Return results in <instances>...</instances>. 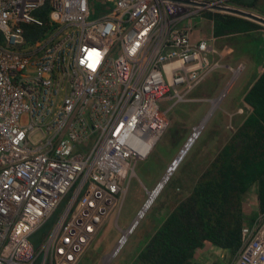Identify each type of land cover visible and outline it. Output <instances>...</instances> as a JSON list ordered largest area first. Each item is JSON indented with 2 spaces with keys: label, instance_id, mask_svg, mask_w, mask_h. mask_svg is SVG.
I'll return each mask as SVG.
<instances>
[{
  "label": "built area",
  "instance_id": "2783aa9c",
  "mask_svg": "<svg viewBox=\"0 0 264 264\" xmlns=\"http://www.w3.org/2000/svg\"><path fill=\"white\" fill-rule=\"evenodd\" d=\"M46 4L49 29L27 42L24 26H42L36 12ZM204 10L168 0H0V264L81 263L168 127L159 103L185 101L221 65L183 24ZM229 264H264V215L242 227Z\"/></svg>",
  "mask_w": 264,
  "mask_h": 264
},
{
  "label": "rangeland",
  "instance_id": "374dc122",
  "mask_svg": "<svg viewBox=\"0 0 264 264\" xmlns=\"http://www.w3.org/2000/svg\"><path fill=\"white\" fill-rule=\"evenodd\" d=\"M222 4L226 5L225 2ZM260 4L264 15V0H261ZM183 24L191 25L192 41L207 40L222 57L221 65L213 69L191 93V96L200 98H218L212 102L213 108H216L205 122H201L202 127L199 125L198 128H192L190 135L194 134V139L185 150L183 148L186 145L184 144L186 130L199 118L201 111L190 109L196 107V104L178 103L172 107L168 113L171 120L170 128L149 156L139 160L135 165V175L125 184L126 191L120 207H116L108 216L83 255L80 264L132 263L135 254L145 246L168 213L189 195L201 173L221 148V139L232 131L231 116H234L233 120L237 119L235 111L241 105L242 94L258 76L259 67L264 66V36L261 33L252 34L254 40L247 46H236L233 53L231 52V57L236 60L233 63L228 59V47L223 45L220 47L213 38L211 23L203 14L190 17L184 20ZM252 47H257V50L251 51ZM240 59L245 67L234 75L231 69L237 68L236 63ZM169 106L171 103H159L161 111L168 110ZM173 159H178L177 164L167 172ZM155 189L157 192L153 191ZM151 191L153 192L149 199ZM253 198V195H249L248 203L253 201ZM63 205L64 203L32 236L31 240L34 244L46 238L54 227ZM251 207L252 205L249 204L248 209L251 210ZM130 226H133L131 233L123 239V231ZM210 254L208 259L218 255L213 249Z\"/></svg>",
  "mask_w": 264,
  "mask_h": 264
},
{
  "label": "trees",
  "instance_id": "16d2710c",
  "mask_svg": "<svg viewBox=\"0 0 264 264\" xmlns=\"http://www.w3.org/2000/svg\"><path fill=\"white\" fill-rule=\"evenodd\" d=\"M215 1V0H209ZM261 0H225L235 8L261 12ZM46 4L36 12L42 26L25 25V38L32 42L49 29ZM212 36L223 46H247L261 25L234 15L204 10ZM264 16V15H263ZM221 47V45H220ZM257 50L252 47L251 51ZM249 111L228 136L189 195L178 202L149 237L131 264H229L241 245V230L264 215V66L244 93ZM249 194L256 205L248 209ZM206 248L220 250L222 257L202 260ZM200 255V254H199Z\"/></svg>",
  "mask_w": 264,
  "mask_h": 264
},
{
  "label": "crops",
  "instance_id": "0c3cea01",
  "mask_svg": "<svg viewBox=\"0 0 264 264\" xmlns=\"http://www.w3.org/2000/svg\"><path fill=\"white\" fill-rule=\"evenodd\" d=\"M263 36H264V31H261L260 32ZM219 44L220 45H223V44H226L225 42H223L222 40H220L219 41ZM227 47H228V59L231 61V62H233V63H235L236 62V60L234 59V58H232L231 56V54L233 53V51H234V49L236 48V45H227ZM232 52V53H231ZM241 60V59H240ZM237 61V67H240V66H242L243 68H242V70L244 69V62H242V60L241 61ZM262 67V66H261ZM261 67H259V69H258V71H259V73H260V71H261ZM234 69V68H233ZM258 73V74H259ZM231 78V77H230ZM250 86V85H249ZM249 88V87H248ZM247 88V89H248ZM195 89V88H194ZM194 89L192 90V91H190L188 94H187V96H186V99H185V101H182V102H175L174 100H171V99H165L164 101H162L161 103H171V106H169L168 107V110L167 109H165L164 111L166 112V118L168 117V113H169V111H171L172 110V107L174 106V105H176V104H178V103H185V104H196L197 106L196 107H192V108H190V109H193L194 111H201V113H200V116H199V118H197L195 121H193L192 122V124L188 127V129L186 130V140L184 141V144H186L187 142H188V140L192 137V135H190L191 134V131H192V128L194 129V128H196V127H198L200 124H201V122H205V120L209 117V115L211 114V112L213 111V109H215L216 107H214L213 108V104H212V102L214 101V100H216V99H218V98H200V97H195V96H191V93L194 91ZM247 91V90H246ZM245 91V92H246ZM244 92V93H245ZM244 93L242 94V96H241V101H240V106H238L237 108H236V111H235V115H236V117H237V119L236 120H233V118H234V116H231V125H230V129L232 130V131H230V133H228V135L224 138V139H221V144H220V147H222L223 146V144L225 143V141H226V139L228 138V136L231 134V132H233L234 130H235V128L240 124V122L244 119V117L247 115V113H248V111H249V107L247 106V105H245L244 104V102H243V100H242V98H243V95H244ZM200 105V106H199ZM196 109V110H195ZM241 110V111H240ZM192 112V111H191ZM194 113H196V112H194ZM167 120H168V127H167V129L164 131V133H163V135L160 137V139L165 135V133L168 131V129L170 128V126H171V120L169 119V117L167 118ZM200 121V122H199ZM229 128V127H228ZM227 129V128H226ZM188 131V132H187ZM160 139L158 140V142L160 141ZM158 142L155 144V146L158 144ZM183 144V145H184ZM155 146H154V148H155ZM153 148V149H154ZM218 152V151H217ZM215 156V155H214ZM213 156V157H214ZM176 160L175 159H173V163H171L170 165H169V167H168V169H167V172H168V170H169V168L174 164V162H175ZM166 172V173H167ZM250 204L252 205V207H254L255 205H256V198H253V201H251L250 202ZM210 251H211V249L210 248H206L205 247V250L203 251V252H199V254H197L198 256H199V258H201L202 260H207L208 261V258L211 256V254H210ZM216 251H218V250H215L214 249V252L215 253H218V254H220L219 253V251L218 252H216ZM213 254V253H212ZM136 255V254H135ZM135 257V256H134ZM211 260V259H210ZM129 264H131V263H129Z\"/></svg>",
  "mask_w": 264,
  "mask_h": 264
},
{
  "label": "water",
  "instance_id": "95a60500",
  "mask_svg": "<svg viewBox=\"0 0 264 264\" xmlns=\"http://www.w3.org/2000/svg\"><path fill=\"white\" fill-rule=\"evenodd\" d=\"M168 1L192 4L194 6L206 8L209 11H212V12H218V13H223V14L234 15V16H237V17H240V18H244V19H247V20L252 21L254 23H257L259 25L264 26V17L260 16L258 14H255V13H253L251 11H247V10H243V9H239V8H235V7H231V6H227V5H223V4H215V3L211 4L210 2H198V1H191V0H168ZM192 139H194V134L188 140V142L186 143V145H185V147L183 149H185V150L187 149V147L193 142ZM178 159L174 162V164L170 168L175 167V165L177 164ZM170 168H169V170H170Z\"/></svg>",
  "mask_w": 264,
  "mask_h": 264
},
{
  "label": "bare ground",
  "instance_id": "6f19581e",
  "mask_svg": "<svg viewBox=\"0 0 264 264\" xmlns=\"http://www.w3.org/2000/svg\"><path fill=\"white\" fill-rule=\"evenodd\" d=\"M153 194H154V193H153ZM153 194H152V195H153ZM154 196H155V194L153 195V197H154ZM150 197H151V194H150Z\"/></svg>",
  "mask_w": 264,
  "mask_h": 264
}]
</instances>
